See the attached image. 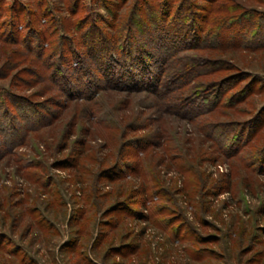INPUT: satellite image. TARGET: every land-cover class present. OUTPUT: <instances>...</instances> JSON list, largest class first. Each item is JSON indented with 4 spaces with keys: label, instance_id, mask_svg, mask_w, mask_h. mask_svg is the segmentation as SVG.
Listing matches in <instances>:
<instances>
[{
    "label": "rangeland",
    "instance_id": "obj_1",
    "mask_svg": "<svg viewBox=\"0 0 264 264\" xmlns=\"http://www.w3.org/2000/svg\"><path fill=\"white\" fill-rule=\"evenodd\" d=\"M45 1L71 25L70 38L85 30L74 25L91 19L95 63L85 61L75 80L46 88L21 75L28 63L2 74L0 54V84L10 82L20 99L15 140L4 146L0 135V264H264V0H218L246 12L234 13L242 21L223 42L245 44L250 26L260 32L243 49L195 51L190 60L175 54L167 71L182 66L192 74L182 85L172 82L167 95L166 74L152 89L154 74L118 75L123 70L110 60L117 55L109 50L116 40L110 14L121 13L127 25L137 3V15L148 14L140 0ZM149 1L158 20L163 0ZM205 1L175 2L174 11L186 16L164 47L175 51L191 41L201 21L194 13L204 14ZM40 2L5 0V9L36 11ZM34 42L32 36V49ZM97 65H107V78ZM222 86L234 104L209 107ZM22 116L28 119L21 124ZM41 121L22 135L26 124ZM224 130L231 134L222 145L210 139ZM233 131L245 139L237 150Z\"/></svg>",
    "mask_w": 264,
    "mask_h": 264
},
{
    "label": "trees",
    "instance_id": "obj_2",
    "mask_svg": "<svg viewBox=\"0 0 264 264\" xmlns=\"http://www.w3.org/2000/svg\"><path fill=\"white\" fill-rule=\"evenodd\" d=\"M40 1V3H37L39 6L36 11H27L19 8L21 4H17L11 10H7L5 9V0H0V54L5 57L3 65L4 72H2V74L7 76L19 64L22 65L23 63H28L29 67H27L21 75L30 74L33 82L40 84L46 83L44 86L48 88L47 83L54 86L56 80H60L61 82L75 80L74 71L79 73L84 71L83 68L85 67H82V65H84L85 61L90 64L95 63L94 57L92 56L93 49L96 46L94 42H91L88 38L91 31L89 28H94V25H92L90 21L91 19L89 20V18L83 17L78 25H74L78 31L85 30L78 39L70 38L65 31V27L71 25H66L61 20V17H56L54 15L55 9L50 7V5L46 6L45 0ZM177 1L182 7L184 4H189L190 2V0H163L161 4H163L164 10L161 11L158 20H155L154 18L157 12L155 3L149 0H140V4L145 7V10L147 9L148 14L140 13V16L137 15L136 11L141 9V6L137 3L136 7H133L132 9V12L134 13L130 16L131 19L127 25L121 26V13L117 15H115V13L110 14L113 18L110 30L113 31V35L115 36L114 39L116 40L114 43L112 42V48L109 50L112 49L113 54L114 52L117 53V55L111 57L110 60L115 61L116 69L123 70V72H117V74L119 75L123 73V75H125L131 73L134 75L138 74V72H142V74L152 73L154 74L153 81L148 80L147 83L148 86H153L152 89L157 88V83L162 82V76L160 75L166 74L165 77H167L170 84H168V82L166 88L167 91H163V94L165 95L169 94L170 90L173 88L171 87L173 84L172 82H175L174 84L179 82V84L182 85L183 83L180 80H183L186 76L190 77L189 74H192L190 69L182 66H176L172 73L167 71L174 63L175 54H180V56L190 60L195 51L214 50L220 49V47L236 48V46L243 49L252 43L255 34L260 32H258V29L256 30L250 26L245 29L244 35L249 37L245 44L241 45L236 42H223L222 38L228 37L231 31L242 21L241 17L234 15V13L239 12V14L243 16L246 12L241 5L238 6L239 4L237 6L234 5L229 7L225 4L219 3L218 0H206V4L202 6L203 9H201L204 14L196 15L198 13H194V17L196 18L199 16L201 21L198 22L196 32L190 38L191 41L188 44L178 46L177 50L172 51L171 49L164 47L163 41L166 40L167 35L169 34L168 32H170L169 37L179 35L181 31L177 25V21L186 16L183 15L180 10L176 12L174 11L175 2ZM22 6L23 5H21V7ZM43 6L44 9H41ZM80 11L79 8H76L74 15ZM41 20H46V22L40 24ZM165 21H167L168 27L171 28V31L166 29ZM86 23L87 25L84 27ZM148 30L150 31L149 34H147ZM32 36H34L35 39L34 49H32L30 44V38ZM145 36L147 37V40H145ZM76 40L78 42H76ZM259 41V47L264 49L263 32L259 37ZM142 42H144V45ZM78 46L83 48V52H81V48L79 49ZM143 55L146 56V60H144ZM49 59L54 60V66L49 65ZM152 64H159V68H151L150 66ZM98 65L97 70L100 72L101 78H104L107 71V65H104L103 68ZM213 70H215L214 67ZM209 71L210 70L206 72L196 71V74L200 76ZM87 72L89 73V71ZM106 75L108 74L106 73ZM2 78L3 77L0 75V79ZM21 81L25 84L30 83V79L21 78ZM94 83L95 81L93 80L87 82V84H90L91 86H93ZM259 83L262 84L261 78L256 79V86ZM11 86L12 84L9 82L8 87L12 88ZM56 86L58 87V85ZM8 87L0 84V135L3 138L4 146L8 144L7 141L11 142L15 140L14 133L17 130L16 123L17 118H19L17 113L20 108L17 106L20 99H18L16 94L12 93V90ZM59 87L61 86L59 85ZM227 90L228 88L223 89L222 86L221 91H215L209 102L211 105L209 107L217 108L227 103L230 104V102H232L231 104H234L235 101L232 100L233 98L231 99V97H228ZM256 90L258 91L260 89L257 88ZM11 108H14L15 111L11 112ZM199 110L200 109H198V111ZM198 111L196 110L197 113H202ZM262 112H264V108L259 110L258 115L260 116ZM198 115H196V117H198ZM27 119V116H22L20 123L22 124V121L26 122ZM3 120H7L6 126L1 124ZM42 123L44 122L41 121L37 124H26L23 127L24 130L22 135H28L36 127L41 126ZM253 132H251V134H253ZM230 134L231 132H229V130H224L218 135H211L210 139L212 138L215 143L222 145V142H226L225 139L229 137ZM233 135L234 136L230 139L231 145L237 150V147H239L238 143L243 144L245 139L240 142V139L238 138L239 135L235 134L234 131ZM16 139L17 143L22 141V138ZM17 143L10 144V148L15 147ZM235 149L231 152H235ZM259 166L264 167V162L259 163Z\"/></svg>",
    "mask_w": 264,
    "mask_h": 264
}]
</instances>
